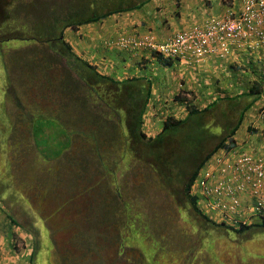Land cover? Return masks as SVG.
Masks as SVG:
<instances>
[{"label": "rangeland", "instance_id": "1", "mask_svg": "<svg viewBox=\"0 0 264 264\" xmlns=\"http://www.w3.org/2000/svg\"><path fill=\"white\" fill-rule=\"evenodd\" d=\"M141 1L109 0L107 4V0H0L2 29H13L19 36L26 38V40H7L0 44V207L4 212L2 214L8 216L7 213L10 212L20 225L11 223L15 229L14 251L27 253L30 256L35 239L29 230L34 225L36 229L49 227L57 230V234L53 232V236L61 243L59 245L62 251L65 250V240L69 238L76 246L74 252L78 251L77 254L80 255L78 264H83L80 253H84V247L80 242L92 236L100 238L105 245L96 243V246H99L97 251L103 252L99 264H139L138 260L142 259L140 248H144L146 256L153 251L150 264H264V230L259 228L237 233L234 229L226 227L200 228L199 224H193L192 227L193 221L188 219V223L185 224V220L181 219L177 211V206L173 205H166L171 207L172 222L167 228L163 227L161 216H166L167 213L163 211L166 206L162 204V194L157 188L154 189L157 185L155 186L151 180L146 186L144 182L142 189L141 185H134L138 179L136 172H129L126 177H121L122 169L116 168L115 175L119 180L121 194L113 193L114 188L106 184L107 180L106 182L102 180V185L106 186V189L108 187L107 190H111L115 197L110 198L107 192L87 190L86 192L91 194L70 198L86 188L80 184L78 190L76 186L81 183L84 167L88 170L86 174L88 180L94 179V172L100 173L102 169L100 162L106 157L104 151L108 150L103 144L95 148L94 140L90 142L91 144L82 143L86 142L88 136L93 135L95 131V138L99 136L102 138L106 133L108 135L110 129L104 126L106 124L113 129V132L116 127L118 143L121 144L123 126L120 114L112 116L111 121L107 115L108 110L97 109L99 113H94L96 109L91 110V107L87 108V112L81 110V104L85 107L90 106L88 99L85 98L90 92L84 93V87L87 86L74 74L72 80L76 90L71 94L69 90L73 85L67 84L65 77H68V74L63 71L67 66L65 60L58 56L54 48L49 47L51 42L36 41L40 36L46 40L49 37L45 25H42L46 22L43 18L50 16L51 20H57L58 29L57 32L53 30V34L66 35V41L72 44L78 52L76 53L84 54L77 44L89 39L93 34L92 30L73 32L71 25L80 19H89L92 15L101 14L104 9L113 10L120 7H133L138 11L137 13L145 14L148 22L155 24L150 12L138 10L137 5ZM154 2L155 0L151 1ZM160 13L162 14L159 17L160 23L169 20L167 14ZM126 16H129L128 13L115 14L102 22L110 25L115 20L122 21ZM7 18L11 20H6ZM93 30L95 33L103 31L100 26H93ZM53 45L60 46L61 43L55 41ZM123 52L125 56L129 53L136 54L127 50ZM120 54L115 49L114 55ZM134 58L135 56H132V59ZM88 60L95 64L96 61L105 62L101 58L88 57ZM116 64L114 69H119L120 64L118 62ZM144 64L145 62L142 61L138 66ZM59 67L62 68L57 70ZM132 68L127 66L123 75L112 76L115 80L123 79L124 75L130 78L134 75ZM145 68L148 67L142 69ZM151 72L150 75H153L154 71ZM175 81L172 91L177 93L168 95L164 102L161 101L164 104L161 105L162 109L151 108L146 113V131L158 132L162 127L161 120L166 115L178 117L184 115L182 105L175 101V98L176 94L182 97L184 94L188 95L187 81L180 77ZM74 94L76 100L69 105L67 100ZM197 104L203 107L206 102H197ZM85 115L89 116L88 119ZM243 129L242 126L239 133H242ZM254 129L257 130L256 127ZM108 142L113 143V141ZM99 149L102 150V158L96 157ZM61 150L66 151L63 157L58 155ZM121 154L120 149L116 156L120 157ZM108 164L112 169L113 162ZM100 195L104 196L106 201L101 199ZM110 199L111 202L114 201V205L118 204L117 208L122 209L123 203L130 204L137 215L144 213L150 221L154 219L155 211V222H151L150 227L147 223L135 227L132 233L136 234V237H129L131 231L128 230L125 239L131 238L133 242H127L129 245L125 244L121 241L123 233L117 216V222L113 215H110L105 222L100 220L102 219L100 213L110 212L106 208ZM65 202L68 204L65 205ZM60 208L69 209L70 218L59 215L57 210ZM134 210L131 209L133 212ZM119 218L123 219V215ZM141 219L137 217V220L141 221ZM163 228H166L164 232L170 233L167 237L161 236V233L156 234L157 230L160 229L159 231L162 232ZM137 230L139 233L136 232ZM57 242L54 241V244L58 245ZM47 244L49 247L52 246L50 240ZM102 248L105 251H102ZM89 249L93 251L95 248ZM50 254L52 257L49 259V254L41 251L37 264H52L54 260L57 264H69V259L62 256L58 248H54ZM59 255H61L60 262L57 258ZM88 256L89 264H97L94 258L92 260L90 255Z\"/></svg>", "mask_w": 264, "mask_h": 264}, {"label": "trees", "instance_id": "2", "mask_svg": "<svg viewBox=\"0 0 264 264\" xmlns=\"http://www.w3.org/2000/svg\"><path fill=\"white\" fill-rule=\"evenodd\" d=\"M151 1L152 0H142L137 7L141 8ZM94 3H96V1H94ZM71 10H73V8ZM132 10H134L133 7H120L110 11L104 9L101 14L92 15V18L89 19H80L71 26L72 29L77 32L82 25L100 22L116 13ZM6 20H11V18H7ZM43 20H46L42 25H45L49 37L46 40L44 37L40 36L36 41L51 42L52 45L55 41L60 42L61 45L58 46L59 51L57 53L66 60L71 70L73 69L79 74L89 88L88 92L90 89L92 91L89 104H91L92 109H96L94 113H99L97 109L108 110L109 112L108 114L106 112V114L111 121L112 116L120 114L123 126V140L121 144L118 143L119 137H117L116 134V127H114L113 132V129L106 124L104 126L110 129L108 135L106 133L102 138L100 136L95 138V131L93 135L88 136L89 139H87L86 142L82 143L91 144L94 140L93 146L95 148H99L101 146L100 144H103L108 147V150L104 151V155H106L105 158L101 156L102 150L99 149L96 152V157L102 158L100 162L102 169H100V173L94 172V179L88 180V176L86 175L88 170L87 167H84L82 171L84 175L82 176L81 183L76 186L78 187V185L81 184V186H85L86 188L83 192H77L76 195L70 198L91 194L87 193V190H96L100 193L107 192L110 198L115 197L113 196L114 192L121 194L119 190V180L115 175L117 168L118 170L122 169L121 177H126V174L129 172H136L135 175L136 177L138 176V179L134 185H141V189L149 185V180H151L155 186L157 185L154 189L157 188L162 194V204H165V206H177V211L181 219L185 220V224L188 223V219H191L193 221L191 224L192 227L193 224H199L200 228H202V226H221L212 218L214 214L208 213L211 197L202 194V192L196 188V185L206 171H212L213 174L223 175V178L228 176L224 166H217L218 162L215 157L222 153L225 155L236 147L237 142L235 137L241 127H244L248 117V111L255 105L258 98L261 96L262 85L254 83L249 92L239 95L218 96L215 99L206 97V99L202 101L206 102L203 107H200L197 102L194 104L193 101H191L199 98L196 96V92L192 94L193 98L182 97L180 94H177L175 101L179 102L182 105L181 107H186L185 116L177 117L166 115L161 120L162 127L158 132H148L146 131V113L150 108H154V110L158 108L162 109L161 105L164 104L161 101L164 102L166 98L165 96H158L155 104L151 100L154 89H156L153 78L148 75L143 77L133 75L130 78H124L122 81L118 82L113 77L100 73L96 66L88 60L78 56L73 51L72 46L66 41L62 33L59 35L53 34L52 31L54 30L57 32L58 29L57 20H51L50 16H48V18L44 17ZM7 40H26V38L25 36H19L13 29L3 30L0 26V44ZM155 59L163 68H172L174 66V60L172 59H165L161 56H157ZM74 99L72 95L67 100L68 104H72ZM88 107L90 108L89 105L85 107L81 104L80 108L82 111H86ZM62 109L64 110V106H62ZM152 115L154 114L152 113ZM86 117L88 119L89 116L85 115V118ZM107 124H110V122ZM97 127L99 128L100 126ZM97 132H99V129ZM70 141L72 143V138ZM108 141H113L114 144ZM120 149L122 150V154L120 157H117L116 153ZM65 152V150H61V152L58 153V155H61L59 157H63ZM68 156H70V154ZM84 162L87 161L84 160ZM108 162H113L112 169ZM223 171H226V173ZM102 180L105 182L107 180L106 184L114 188L112 190L113 193L111 190V192L107 190L108 187L106 189V186L102 185ZM144 182L145 185L142 187ZM102 186H104V188ZM79 189L80 186L78 187V190ZM100 198L106 201L104 196L100 195ZM67 204L68 202H65V205ZM117 205L118 204L114 205V201L111 202L110 199L108 206H106L110 212L106 214H103L104 212L100 213L102 215V219L100 220L105 222L109 219L110 215H113L117 222V216L123 233L121 241L129 245L127 242L133 241L131 238L125 239V234L128 233V230L131 231L129 237H136V234L132 233L133 229L138 227L139 224L142 226L146 223L149 225L148 227H150L151 222H155L156 213L154 211V219L150 221L144 213L137 215L134 208L130 207L128 203H123L122 209L117 208ZM244 206L246 207L247 204H244ZM159 207L160 205H158V208ZM131 209L134 210V212L131 211ZM170 209L171 207L166 206L163 210L167 213L168 217L167 215L161 216L163 227L166 228L170 226L172 222V212ZM57 211L63 218H70L68 215L69 209L60 208ZM7 215L13 225L20 226L10 212H8ZM122 215L123 219H120L119 217H122ZM137 217L142 218L144 221L142 219L141 221L137 220ZM157 225H159V223H157ZM241 227L240 230H235V232L245 233L252 228L264 230V219H259V221L255 222L252 226ZM166 228H163L162 232L159 231L160 229L157 230L156 234L159 235L161 233V236L167 237L170 233L164 232ZM29 231L35 239L34 249L29 256V264H37L38 255L41 251L49 254L50 259L52 257L50 252L52 253L54 248H58L62 256L69 259V264H78L80 255L77 254L78 251L74 252L73 249H75L76 246L73 245L69 238L65 240V250L62 251L60 248L61 245H59L61 243L57 242V238L53 236V232L57 234V230L53 228L49 229V227H39V229H36L33 225L32 229ZM136 232L139 233L138 230ZM48 238L52 244L50 247L47 244L49 241ZM119 238H121L120 231ZM179 239H181V237ZM54 241L57 242L58 245L54 244ZM101 241L100 238L98 239L94 236L89 237V239L81 240L80 243L84 247V253H80L82 255L80 260L83 261V264H89L88 255H90V259L93 260L94 258L97 264L101 262L100 260L103 252H98L97 248H99V246H96V243L97 245L101 244L105 246ZM91 247L95 249L91 251L89 249ZM140 249L142 252V259L140 258L138 263L150 264L153 251L151 254L147 255V257L144 248ZM102 251H105V249L103 250L102 248ZM60 257L61 255L57 256L59 262ZM52 264L57 263L54 260Z\"/></svg>", "mask_w": 264, "mask_h": 264}, {"label": "crops", "instance_id": "3", "mask_svg": "<svg viewBox=\"0 0 264 264\" xmlns=\"http://www.w3.org/2000/svg\"><path fill=\"white\" fill-rule=\"evenodd\" d=\"M245 1L155 0L154 3L150 2L140 8L150 12L155 24L148 22L145 14L133 11L129 16L122 18L120 22L115 20L110 25L105 22L99 24L98 26L102 27L103 30L101 33L94 32V24L87 25L85 28L84 26L81 27L79 33L91 29L93 34L89 39L77 44L78 48L84 51V54H80V56L85 59L88 57L101 58L108 62V65L98 61L96 64L101 67L98 66L102 73L109 76L113 74L123 75L127 66L133 67L135 76L143 77L149 74L155 82L157 90L155 89L154 95L157 97L175 95L177 91L173 92L172 89L176 83L175 80L179 77L187 81L186 92L190 91L192 94L196 92V96L199 97L197 102L204 101L206 97L215 99L218 96L247 93L254 83L262 85L261 96L247 113V123L243 132L238 133L235 138L238 149L264 155V44L256 47L249 46L253 42L241 43L239 46L232 45L229 54L226 56H210L199 60L180 61L176 62L172 68H163L152 58L150 53L136 52L135 55L129 53L125 56L123 51L118 50L124 55L117 57L121 67L119 69L109 67V58L114 59L116 56L114 55L115 52L108 48L107 43L115 41L122 35L135 37V35L142 36L151 31L159 40H164L176 32L190 28L194 23L220 18L230 12L239 13L243 9ZM158 7H164L162 13L165 11L169 17V20L164 23H160L159 17L162 14L159 13ZM168 9L171 10L168 11ZM88 54L92 55L88 56ZM132 56L135 58L132 59ZM144 60L146 64L139 67L138 64ZM143 66L148 68L142 69ZM151 70L154 71L153 75H150L152 74ZM156 100L157 98L154 96V101ZM255 127L257 130L254 129ZM2 213L4 212L0 207V264H29V254L14 251L15 229L7 218L8 216Z\"/></svg>", "mask_w": 264, "mask_h": 264}, {"label": "built area", "instance_id": "4", "mask_svg": "<svg viewBox=\"0 0 264 264\" xmlns=\"http://www.w3.org/2000/svg\"><path fill=\"white\" fill-rule=\"evenodd\" d=\"M263 26L264 0H246L242 14L237 17L231 15L204 26L194 25L164 43L158 44L154 37L146 36L134 45L165 58H203L225 52L231 42L245 38L256 36L264 42ZM218 164L230 171L227 177L206 171L196 185L202 194L211 197L208 213L217 220L232 222L245 210L263 220L264 156L232 153L219 158Z\"/></svg>", "mask_w": 264, "mask_h": 264}, {"label": "clouds", "instance_id": "5", "mask_svg": "<svg viewBox=\"0 0 264 264\" xmlns=\"http://www.w3.org/2000/svg\"><path fill=\"white\" fill-rule=\"evenodd\" d=\"M246 2V1H245ZM107 4H109V0H107ZM71 7H73V6H71ZM244 7H245V3H244V6H243V9L241 10V12H239V13H234V12H230V13H227V14H225L224 16H222V17H220V18H216V19H210V20H207V21H205V22H201V23H199V22H197V23H194L191 27H193L194 25H199V26H204V25H207V24H209V23H212V22H216V21H221V20H223V19H225V18H227V17H230L231 15L233 16V17H237V16H239L240 14H242V12H243V10H244ZM142 8V7H141ZM159 8V13L160 12H162L163 11V9H164V7H158ZM116 9H118V8H116ZM140 8H138V10H139ZM107 10V9H106ZM113 10H115V9H113ZM110 11V10H109ZM133 11H136V10H132V11H127V12H119V13H116V15H119V14H121V15H123V14H126V13H128V15H130ZM163 14H166V12L164 11L163 12ZM115 15V14H114ZM114 15H112V16H114ZM111 16H109L108 18H110ZM107 19V18H106ZM106 19H104V20H106ZM104 20H102V21H104ZM102 21H100V22H96V23H91V24H88V25H93V26H98L99 24H103L104 22H102ZM120 22V21H119ZM83 26H87V25H82V26H80L79 27V29L81 28V27H83ZM190 27V28H191ZM79 29H78V31H79ZM189 29V28H188ZM188 29H186V30H188ZM186 30H181V31H179V32H176L175 34H173V35H170L168 38H166V39H164V40H159L158 38H157V36L156 35H154L153 33H151V31H149L150 33H146V34H143L142 36L141 35H138V36H136L135 35V37H133V36H124V35H122V36H120L118 39L116 38L115 39V41H113V42H109V43H107V46H108V48H111L112 50H114V52H115V49H117V51L118 50H121V51H123V50H127V51H133V52H141L142 54L144 53H150V55L152 56V58H154V60L156 61V57L157 56H161V57H163V58H165L162 54H159L158 52H155V51H153V50H143V49H140V48H138V47H136V45H134V42H138V41H141L142 39H144L146 36H152V37H154L155 38V42L156 43H164V42H166V41H168L169 39H171V38H173L174 36H176L177 34H179V33H181V32H183V31H186ZM262 30L264 31V26H263V28H262ZM77 31V32H78ZM73 32H75V31H73ZM66 35H64V37H65ZM65 39H66V37H65ZM245 42H253V44H251V45H249L250 47H256L257 45H263L264 44V42L261 40V38H258V37H256V36H254V37H252V38H245V39H243V40H240V41H238V42H231V44L229 45V47H228V50L227 51H225V52H220V53H218V54H214V55H208V56H205L206 58H208V57H210V56H226V55H228L229 54V51H230V48H231V46L232 45H234V46H239V45H241V43H245ZM69 43V42H68ZM70 44V43H69ZM71 46H72V44H70ZM49 47H51V48H54L55 49V51H56V53L59 51V48H58V46H55V45H52L51 44V46H49ZM72 48H73V51L75 50L74 49V47L72 46ZM75 53H76V51H74ZM119 52V51H118ZM121 53V52H120ZM58 54V53H57ZM77 54V53H76ZM78 56H80V54H77ZM122 55V53L119 55V56H121ZM58 56L60 57V58H62L59 54H58ZM80 57H82V56H80ZM117 57L118 56H116V58H114V59H110L109 60V67H113L114 68V64H116L117 62H118V59H117ZM205 57H203V58H205ZM83 59H85L84 57H82ZM115 59H116V61H115ZM165 59H172V58H165ZM191 59H195V60H199V59H201V58H196V57H188V58H186V59H183V58H176V59H172V60H174V64L176 63V62H180V61H186V60H191ZM65 60V59H64ZM85 60H88L87 58L85 59ZM114 60V61H113ZM89 61V60H88ZM112 61V62H111ZM65 62H66V60H65ZM91 62V61H90ZM142 62V61H141ZM144 62H145V60H144ZM157 62V61H156ZM94 66H96L97 67V69H98V71L100 72V73H102L101 72V70L99 69V67H98V65L97 64H95V63H93V62H91ZM104 64L106 63V62H103ZM108 63V62H107ZM105 64V65H108V64ZM119 63V62H118ZM158 63V62H157ZM120 64V63H119ZM145 64H146V62H145ZM159 64V63H158ZM66 67H64V69H63V71H65L67 74H68V77H65V78H68V83L67 84H72L73 85V87L69 90L67 87V89L69 90V92L72 94V91H74V90H76V89H74V84H73V75L75 74L76 76H78V78L86 85V83L81 79V77L79 76V74L76 72V71H74L73 69L71 70L70 69V67L68 66V64H67V62H66ZM117 65V64H116ZM160 65V64H159ZM143 67H145V66H143ZM62 67H59L57 70H60ZM101 68V67H100ZM134 72V71H133ZM61 73H62V71H61ZM102 74H104V73H102ZM127 74V73H126ZM135 74V73H134ZM105 75H107V74H105ZM64 77V76H63ZM111 77H113V76H111ZM128 76H123V79L124 78H127ZM123 79H121V80H116V81H122ZM87 86V85H86ZM77 88V87H76ZM85 88V92L84 93H87L88 91H86V89L88 88V87H84ZM89 89V88H88ZM157 90V89H156ZM155 89H154V91H156ZM90 93L87 95L88 97H85L86 99H88V102L90 103V96H91V89H90V91H89ZM76 93V92H75ZM187 93H188V95L186 94H184L183 95V97H189V98H193V96H192V93L190 92V91H187ZM78 94V93H77ZM74 96V100H76V96H75V94L73 95ZM154 96H155V98H157V96L156 95H154V93H153V95H152V97H151V100L153 101V103L155 104V101H154ZM80 97V96H79ZM191 101H193V103L195 104L197 101L196 100H191ZM257 103V102H256ZM255 103V104H256ZM90 107H91V109H92V106H91V104H90ZM183 109H184V115L183 116H185V114H186V107H182ZM151 109V108H150ZM182 116V117H183ZM178 117V116H177ZM106 121V120H105ZM245 125H246V123H245ZM245 125H244V127H245ZM239 132H240V130H239ZM238 132V133H239ZM238 133H237V136H238ZM237 142V141H236ZM235 154V155H238V156H241V155H244V154H253V155H257V156H264V155H260V154H256V153H254V152H251V151H248V150H244V149H238V146L236 145V147H234L233 149H232V151L231 152H229V153H226L225 155H228V154ZM224 155V153H222V154H220V155H218L217 157H215V158H217V162H218V159L219 158H221V157H224L225 156ZM215 158H213V159H215ZM217 166L218 167H220V165L217 163ZM229 173H230V171H228L227 172V174L229 175ZM250 213L248 212V211H245V210H242V212L240 213V214H238L237 216H236V219L234 220V221H232V222H225V221H220V220H217V219H215L214 217H212V218H214L218 223L217 224H220L221 226H219V227H226V228H231V229H234V231L235 230H240L242 227L241 226H252L255 222H257V221H259V218H257V217H255L254 215H252V216H250L249 215Z\"/></svg>", "mask_w": 264, "mask_h": 264}]
</instances>
